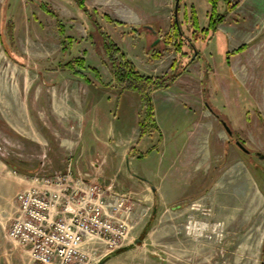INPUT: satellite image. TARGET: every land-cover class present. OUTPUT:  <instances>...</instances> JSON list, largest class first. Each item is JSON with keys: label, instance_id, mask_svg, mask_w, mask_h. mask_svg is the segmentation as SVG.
<instances>
[{"label": "rangeland", "instance_id": "obj_1", "mask_svg": "<svg viewBox=\"0 0 264 264\" xmlns=\"http://www.w3.org/2000/svg\"><path fill=\"white\" fill-rule=\"evenodd\" d=\"M46 1L65 24L66 34L80 39L66 51L60 46L56 21L39 9V0H0V250L8 249L14 242L9 238L8 230L18 211L16 195L25 190L23 183L19 182L21 175L47 177L69 172L74 177L91 179L105 187L116 181V170L118 167L122 169L124 163L122 154L110 153L109 145L118 139L104 137V131L98 127V131L93 129L91 123L96 122L97 117L88 122V112L82 114L77 104L78 99L82 104L88 93L89 97L93 93L97 99L104 95L101 108L107 110L114 99L109 101L105 92L99 94L94 89L90 92L84 80L73 74L68 79L59 67L60 63L88 49L86 63L99 67L102 80L107 81L110 73L102 57L100 42L97 40L93 47L88 38L89 32L97 39L98 34L72 1ZM158 1L152 0L155 8H150L151 13L145 9L142 14L138 9L141 22L133 24L131 19L137 15L132 0H87L90 8H97L99 13L125 23V26H116L103 20L102 25L144 72L140 57H134V54L142 56L144 52L140 47H133V50L128 46L131 37L143 34L147 38V50L154 46L156 50H163V43L157 38L164 35L175 20V0L164 8L156 5ZM180 3L181 7L186 5L189 10L193 6L200 25H207V14L211 10L207 0H182ZM217 11H225L221 2ZM149 18L160 20V25L148 24L146 20ZM151 26L157 33L149 29ZM218 29L208 40H193L202 56L201 62L182 59L187 68H178L183 73L175 86L180 99L195 100L201 112L209 119H215L213 135L217 145L213 160L211 155V166L215 167V174L211 176L214 185L210 181L211 186L207 187L206 193L167 206L137 203L125 191L120 192L131 198L137 214L147 212L133 229L126 245L129 248L102 264H264V158L253 154L257 151L264 155V0H242L234 10L225 14ZM226 33L235 42L231 40L228 43L224 36ZM247 42L250 47L244 53V63H238V56L233 62L236 75L241 79L239 87L234 84L231 89L226 88V80L217 74L221 89L217 90L215 86V91L208 89L206 76L201 74V70L213 61V55L214 60L222 64L219 69L229 72V66L223 65L226 48ZM8 51L17 60L11 58ZM173 58V50L165 52L161 67H168ZM88 71H85L86 75L96 81ZM59 82L61 84L57 85ZM53 91L58 98L64 99L66 108L71 110L70 116L66 111V115L61 110L53 112L49 103ZM110 92L113 97L115 91ZM229 98L231 101L240 99V104L231 105ZM213 99L221 104H210L209 100L212 102ZM114 104L116 102L112 104L113 108ZM207 107L218 110L216 112L226 121L232 135ZM222 112L227 113L223 115ZM176 117H179L175 124L177 133L187 134L190 116L184 112ZM194 118L196 120L197 117ZM36 127L48 135L54 132L59 137L48 141L38 138ZM68 131L70 143L63 144L62 133ZM167 135L166 139L171 140L169 136L172 135ZM123 138L120 140L127 139ZM238 139L252 153L242 151L235 144ZM104 142L108 147L101 146ZM123 144L127 146L126 141ZM152 160L150 157L144 160L142 168L152 166ZM12 165L18 171H13ZM140 165L138 161L130 165L125 163L119 179L129 182L128 178L124 179L127 172L135 174Z\"/></svg>", "mask_w": 264, "mask_h": 264}, {"label": "crops", "instance_id": "obj_2", "mask_svg": "<svg viewBox=\"0 0 264 264\" xmlns=\"http://www.w3.org/2000/svg\"><path fill=\"white\" fill-rule=\"evenodd\" d=\"M170 1L172 2L173 0H160L155 3L156 5H161L164 8ZM132 3L134 4V7H136V12L134 11V13L137 15L136 17L133 16V19H131L133 24H138L141 22V19L137 14L139 12L138 9H141L142 14H144L145 9L151 13L150 8H155V4L152 5V0H143L141 4L136 0H132ZM146 22H148V24L154 23L158 24V26L160 25V20L158 19L149 18L146 20ZM220 24H218L217 29L219 28ZM149 29L153 31V33H157L154 28ZM224 36L228 43L231 40V42H235V39H230L227 33ZM145 40H147V38L141 34L140 36L131 37L129 41V49L134 50L135 47H140V50L144 52L142 56L139 54H134V57H140L142 60L141 67L145 70V72L140 70L137 65H135L136 68L140 73L145 75H157L164 72L169 67V65L164 69L161 67V59L153 60L149 58L146 52L147 49L145 47ZM156 42L157 41L154 43ZM244 44H248V42ZM240 46L241 45L237 47L235 46L233 48L231 46L230 49L228 45V48H226L224 53L225 61L223 65L229 66V72L219 69L222 64L214 60V55L213 61H209L204 69L202 67L203 70H201V74L203 73L206 76V86L208 89L215 91L213 90L214 86L217 88V90L221 89V82L218 81L216 76L217 74L220 76V79L223 78V80H226V83L228 84H226V86L224 85L226 88L231 89L234 84L239 87L238 84L241 83V79L236 75L237 70L233 66V62L236 61V57L238 56L240 59L238 63H244V53L246 54L248 48L250 47L247 45L245 50L234 52ZM84 50L86 51V54H89L88 49ZM123 50L129 57L128 51L125 49ZM227 52H229V56L227 55ZM129 58L131 59V57ZM201 58L202 56L199 55L198 62H201ZM96 68L100 70L99 67ZM62 70H64L63 72L66 73L68 79H70L69 76L72 73L65 69ZM88 78L90 82L85 81L84 83L86 84L85 87L89 91L94 89V92H98L99 94L105 92V95H108L107 97L110 98L109 101H111L112 98L114 100L111 101V106H108L109 109L105 110L101 108L104 95L97 99L93 97V93H91L90 97V94L88 93V96L84 99L82 104L78 102L79 99L78 101L76 100L77 104L79 103L82 114L88 112V116H90L88 122L90 123L93 122V117L94 119L97 117L96 122L94 121L91 123V126H93V129L96 131H98V128L103 130L104 137L118 139V141H112L113 145H109V149H111L110 153L114 155H123V168L125 167V163L130 165L134 161L141 162L140 168L137 172H135V174H132L130 171L127 172V177H124V179L128 178L130 180L129 182L126 183L124 182L125 180L123 181L122 179H119V174L124 171H122L123 168L121 169V167H118L116 170V181L114 182L116 184L114 185V183H110L109 186H103L104 188H108L118 193L125 191V193H128L137 203H157L167 206L172 205L173 203L190 200L202 192L206 193L207 187L209 185L211 186V183L214 185V180L212 177L215 174V167L213 164L211 166V155L213 154V160L217 145L215 136L213 135L215 119H209L207 115L201 112L195 100H183L177 96L178 90L175 88V86L179 78H177L170 88L158 89L152 92L151 101L153 105L154 126L151 127L150 130L147 128L144 131L141 130L140 123L144 117L145 109L142 107L141 99L137 93L130 90L120 93L115 88H106L99 81H94L91 77ZM110 79L111 76H109L107 81ZM61 82L57 83V85L61 84ZM223 82L225 84V81ZM111 90L115 91V93H112L114 94L112 95L113 97L109 95ZM49 99V103L53 112L54 110L56 112H60L61 110L64 112L63 115H66V111L68 116H70L71 110L66 108L64 99L62 100L61 98H58L54 91L51 93ZM229 100L231 105L236 106L237 104H240V99H233L234 101H231L232 99L229 98ZM223 101H225V98L222 100V102ZM114 102H116V105L114 104L113 108L112 104ZM209 102L214 106L221 104L214 99L212 102L209 100ZM216 110L208 108V111H210L214 115L213 117H216V120H218V122L222 125L220 113L216 112ZM184 112L186 115L190 116L192 123L190 122V128H188L189 130L187 131V134L182 135L177 133L178 128H176L175 124L179 120V117H176V115L179 113L182 114ZM226 113H223V115H226ZM194 117H197L196 120H194ZM170 122L172 124L169 126L168 124ZM36 128L38 129L37 137L44 139L45 141H48L51 138L54 140L55 137H59L54 132H51V134L48 135L45 133V131L41 129L39 130V127ZM85 133L84 135H86ZM167 133L172 135L169 136L171 140L166 139V136H168ZM123 137H127V139L120 140ZM31 138H33V136ZM70 139V131L62 133L63 144L70 143ZM35 140L37 144H40L41 141L39 139L36 138ZM125 141L127 143L126 147H124L123 144ZM102 144V147H108V145H105V142ZM149 157L153 158L152 166L142 168L144 160ZM34 167L31 168L35 169ZM37 177L42 178L45 176L34 177L32 175L23 174L21 175L19 182L20 184L23 183L21 185H23L25 189L30 187L44 189L45 185L41 179H37ZM209 178H211V180H209ZM86 180L93 181L91 179ZM0 255V264H38L32 260L30 251L27 248L20 246L16 242H13L12 246L8 249L0 250Z\"/></svg>", "mask_w": 264, "mask_h": 264}, {"label": "built area", "instance_id": "obj_3", "mask_svg": "<svg viewBox=\"0 0 264 264\" xmlns=\"http://www.w3.org/2000/svg\"><path fill=\"white\" fill-rule=\"evenodd\" d=\"M37 179L44 189L17 193L8 236L38 264H96L128 245L147 212L137 214L128 195L69 172Z\"/></svg>", "mask_w": 264, "mask_h": 264}, {"label": "trees", "instance_id": "obj_4", "mask_svg": "<svg viewBox=\"0 0 264 264\" xmlns=\"http://www.w3.org/2000/svg\"><path fill=\"white\" fill-rule=\"evenodd\" d=\"M70 1L79 8L88 20V23L91 24L93 29L97 32L98 39L92 32L88 33V38L93 47L97 45V40H99L98 42H100L103 52L102 57L105 58L104 61L108 66L111 79L107 82L103 81L100 70L86 63L85 50H82L80 55L73 56L66 62L60 63L59 67L70 71L74 76L86 82H90L85 72L89 70L88 72L106 88H115L120 93L127 90L137 93L141 99V105L145 109L144 117L140 123L141 130L144 131L147 128L150 130V128L154 126L153 105L151 101L152 92L158 89H168L171 87L183 73L182 71H178L180 66L186 65L182 64V62H184L182 59L187 58V62H193L199 57V50L193 43V40H208L211 34L217 31V26L224 20L225 14L234 10L242 0H207L211 10L208 11L209 14H207L208 22L206 26L200 25L193 6L192 8L190 7L189 10L186 5L181 7V3H179L178 21L176 22L173 20L168 31L164 35H159L164 46L163 50H156L154 46L146 51L149 58L153 60L161 59L165 52L169 50H173L174 52V58L169 67L164 72L157 75H145L140 73L134 62L102 25L103 20L111 22L116 26H125V23L111 18L106 13H99L97 8H90L87 4V0ZM181 1L182 0H180V2ZM220 2L224 5V13H219L217 11ZM38 7L42 12L56 21L59 36L61 38L60 46L62 50L66 51L70 49L74 43L79 42L78 40L80 39L75 38L71 34H66L65 24L60 20L58 13L52 8L48 1L39 0ZM246 48L247 44H243L234 52L245 50ZM8 54L11 58L17 60L15 58L16 56H14L11 51H8ZM228 54L229 52H227V55ZM180 59L182 61H179ZM185 67L187 68V66ZM222 120L224 119L221 117V121ZM11 168L14 169V171H18L13 165ZM123 250L124 248H121L117 250V252L119 253Z\"/></svg>", "mask_w": 264, "mask_h": 264}, {"label": "water", "instance_id": "obj_5", "mask_svg": "<svg viewBox=\"0 0 264 264\" xmlns=\"http://www.w3.org/2000/svg\"><path fill=\"white\" fill-rule=\"evenodd\" d=\"M179 3H180V0H175V4H174V9H173V10H174V19H175L176 22L178 21V7H179ZM151 29H153L152 26H151ZM157 40H161V38L158 37ZM222 121H223V120H222ZM222 125H223V127L225 128V130L227 131V133H228L229 135H232V131H231L230 127L227 125V123H226L225 121L222 122ZM236 144H237L242 150L247 151V149L244 147V145H243L239 140L236 141ZM263 156H264V155H263ZM137 241H140V239H137ZM137 241H136V242H137ZM123 248H124V249H127V248H129V247L125 246V247H123ZM117 253H118L117 251H114V252L108 253L107 255H105V257H103V259H102L101 261H99V262L96 263V264H102L104 261H106V260L109 259V258H112V257L115 256Z\"/></svg>", "mask_w": 264, "mask_h": 264}, {"label": "flooded vegetation", "instance_id": "obj_6", "mask_svg": "<svg viewBox=\"0 0 264 264\" xmlns=\"http://www.w3.org/2000/svg\"><path fill=\"white\" fill-rule=\"evenodd\" d=\"M193 58V57H192ZM198 60V59H197ZM223 121H225V120H223ZM223 121H221V122H223ZM226 122V121H225ZM233 134V133H232ZM240 142H241V140L240 139H238ZM236 141L237 140H235V144H236ZM242 143V142H241ZM243 144V143H242ZM237 145V144H236ZM238 146V145H237ZM239 147V146H238ZM240 148V147H239ZM241 149V148H240ZM247 149V148H246ZM242 150V149H241ZM242 151H244V150H242ZM246 154H250V153H252L249 149H247V151H244ZM253 154L256 156V157H259L260 159H263L264 158V156L263 155H261L259 152H257V151H254L253 152Z\"/></svg>", "mask_w": 264, "mask_h": 264}, {"label": "bare ground", "instance_id": "obj_7", "mask_svg": "<svg viewBox=\"0 0 264 264\" xmlns=\"http://www.w3.org/2000/svg\"><path fill=\"white\" fill-rule=\"evenodd\" d=\"M15 92H16V91H15ZM15 92H14V93H15ZM12 94H13V93H12ZM11 97H12V96H11Z\"/></svg>", "mask_w": 264, "mask_h": 264}]
</instances>
